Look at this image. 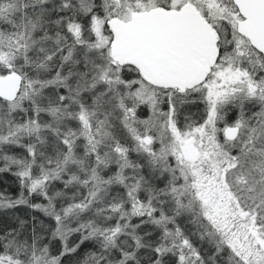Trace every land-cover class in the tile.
Returning <instances> with one entry per match:
<instances>
[{"label": "snow or ice", "instance_id": "1", "mask_svg": "<svg viewBox=\"0 0 264 264\" xmlns=\"http://www.w3.org/2000/svg\"><path fill=\"white\" fill-rule=\"evenodd\" d=\"M0 264H264V0H0Z\"/></svg>", "mask_w": 264, "mask_h": 264}, {"label": "rangeland", "instance_id": "2", "mask_svg": "<svg viewBox=\"0 0 264 264\" xmlns=\"http://www.w3.org/2000/svg\"><path fill=\"white\" fill-rule=\"evenodd\" d=\"M8 188H11V190H15V193L17 192V187L15 184L12 185V182L10 181L7 182L6 180H3V182L0 183V192L8 193L9 191H5V189H8Z\"/></svg>", "mask_w": 264, "mask_h": 264}, {"label": "trees", "instance_id": "3", "mask_svg": "<svg viewBox=\"0 0 264 264\" xmlns=\"http://www.w3.org/2000/svg\"><path fill=\"white\" fill-rule=\"evenodd\" d=\"M3 180H6L7 182L10 181L12 182V185L14 184L13 180L10 177H5ZM5 191H9L8 193L14 194L15 190H11V188L5 189Z\"/></svg>", "mask_w": 264, "mask_h": 264}]
</instances>
